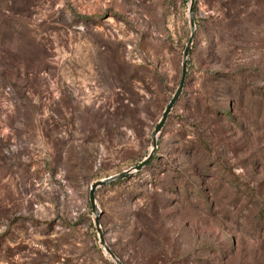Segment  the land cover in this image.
Returning <instances> with one entry per match:
<instances>
[{
    "label": "rangeland",
    "instance_id": "rangeland-1",
    "mask_svg": "<svg viewBox=\"0 0 264 264\" xmlns=\"http://www.w3.org/2000/svg\"><path fill=\"white\" fill-rule=\"evenodd\" d=\"M0 0V264H264V0ZM219 75L212 78L211 75Z\"/></svg>",
    "mask_w": 264,
    "mask_h": 264
},
{
    "label": "water",
    "instance_id": "water-1",
    "mask_svg": "<svg viewBox=\"0 0 264 264\" xmlns=\"http://www.w3.org/2000/svg\"><path fill=\"white\" fill-rule=\"evenodd\" d=\"M194 3V0H189L188 3V15H189V36L187 38L185 47L182 51V58H181V64H180V78H179V82L178 85L172 95V97L170 98V100L168 101V103L166 104L165 108L162 111L161 117L158 121V123L154 126L153 132L151 134V150L148 152L147 156L144 158V160H142V162H140L138 165L134 166L132 169H130L129 171L123 172L121 174L109 177L107 179L101 180V181H97L94 184H92L89 188L88 191V202H89V206L90 209L93 213H96V207L94 204V191L97 187H101L104 186L106 184L112 183L114 181H118L121 180L125 177H127L128 175L131 174V171H139L142 167H144L147 162L150 160L152 152L155 148V140H156V136L161 128V126L163 125L166 116L168 115L169 111L171 110L172 106L174 105V103L176 102V100L178 99L179 95L181 94V90L183 87V83H184V79H185V73H186V60H187V56L190 50V46L192 44V40H193V32H194V26H193V21H192V17H191V10H192V5ZM93 226L94 229L98 235V240H99V245L103 248V250L105 251V253L108 255V257L111 259V261H113L114 264H121L116 258L115 256L109 251V249L105 246L104 242H103V238L101 235V231L99 229V224H98V220L97 217H94L93 219Z\"/></svg>",
    "mask_w": 264,
    "mask_h": 264
},
{
    "label": "trees",
    "instance_id": "trees-1",
    "mask_svg": "<svg viewBox=\"0 0 264 264\" xmlns=\"http://www.w3.org/2000/svg\"><path fill=\"white\" fill-rule=\"evenodd\" d=\"M218 75H219L218 73H215V74H212L211 77L216 79V77H217Z\"/></svg>",
    "mask_w": 264,
    "mask_h": 264
}]
</instances>
